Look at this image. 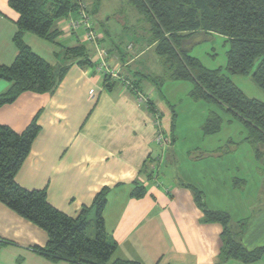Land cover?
<instances>
[{"label":"crops","instance_id":"obj_1","mask_svg":"<svg viewBox=\"0 0 264 264\" xmlns=\"http://www.w3.org/2000/svg\"><path fill=\"white\" fill-rule=\"evenodd\" d=\"M17 19L8 0H0V66L11 65L16 57ZM105 25L98 48L106 53V65L128 74L139 93L149 96L147 105L117 79L106 82L97 73L94 45L84 40L83 31L71 32L67 19L54 23V42L24 33L23 42L33 53L54 69L68 66V70L51 93L24 92L14 102L0 106V125L15 133H22L36 117L40 127L15 182L27 190H45L48 203L70 217H77L83 207L91 206L99 191L108 188L102 217L109 240L116 244L113 259L140 264H246L224 258L223 227L207 221L193 189L204 193L208 210L229 216L245 249L264 247V161H258L253 150L262 168L256 178L261 187L247 204L235 199L240 204L234 205V218L225 200L227 174L223 171L222 179L217 169L224 170L223 157L210 149L195 154L199 148H189L182 172L169 179L164 172L160 182L162 165L179 164L169 89H157L153 82L157 76L149 74L148 64L141 61L151 49L136 46L134 56L127 55L114 45ZM93 27L96 30L95 23ZM77 45L85 47L91 65L79 66L64 55ZM8 87L0 80V95ZM200 133L204 140L209 136ZM159 136L167 142L158 144ZM199 183L204 185L202 190L196 189ZM136 185L144 191L138 199L130 196ZM206 189L213 194L210 205ZM231 192L235 198L243 194L236 187ZM47 240L43 230L0 203V264H67L52 263L33 250L44 247ZM249 264H264V255Z\"/></svg>","mask_w":264,"mask_h":264},{"label":"trees","instance_id":"obj_2","mask_svg":"<svg viewBox=\"0 0 264 264\" xmlns=\"http://www.w3.org/2000/svg\"><path fill=\"white\" fill-rule=\"evenodd\" d=\"M102 1L84 0L88 4L89 16L100 12ZM126 5L129 11L137 14L144 23V31L148 32L149 38L143 47L150 48L161 59L164 75L154 77L153 82L161 83L166 79L190 82L191 100L217 105L231 114L244 126V141L253 147L255 158L264 161V102L246 97L229 77L220 70L204 68L196 58L188 55L185 48V43L196 35L223 37L228 47L227 74L250 76L264 91V0H126ZM8 6L18 14L13 37L17 54L11 65L0 66V80L9 84L5 93L0 95V106L14 102L24 92L42 94L54 91L68 66L54 69L32 52L23 42L22 35L28 32L54 42L57 37L54 23L68 19L70 13L75 17L77 13L73 0H8ZM129 44L125 46V52H129L127 46L133 50L137 46ZM84 49L77 45L66 50L64 55L74 58L79 66L91 65ZM97 73L103 75L106 82L110 81L109 75L101 71ZM126 80L132 86L125 88L124 83H120L122 87L139 93L137 83L131 82L130 78ZM173 119H176L175 113ZM220 124V117L210 113L202 126L203 134L215 135ZM39 131L37 117L19 134L0 125V203L47 234V244L33 250L52 263L140 264L113 259L116 244L109 240L102 217L108 188L99 191L91 206L83 207L77 217H70L48 203L45 190H27L15 182V175ZM193 192L207 221L218 222L223 227V256L226 260L249 264L264 255V247L252 251L245 249L231 228L229 216L208 210L202 193L195 189ZM143 194L142 187L136 185L130 196L138 199ZM91 211H94L92 237L87 235Z\"/></svg>","mask_w":264,"mask_h":264},{"label":"rangeland","instance_id":"obj_3","mask_svg":"<svg viewBox=\"0 0 264 264\" xmlns=\"http://www.w3.org/2000/svg\"><path fill=\"white\" fill-rule=\"evenodd\" d=\"M129 10L130 9L126 5V0H103L99 14L93 16V21L91 20L93 26L94 23L96 25L95 31H97L98 35L103 34L102 26L107 24L105 28L108 30V34L114 42V45L120 50H124L125 46L129 43L143 47L145 45L144 41H147L149 38L148 32L144 31V23L139 20L137 14L133 10ZM114 15L116 16L114 17ZM102 22H104V24L101 26L100 23ZM98 37L100 38V36ZM185 48L188 55L196 58L204 68L208 70H220L223 75L229 77L231 82L240 89L246 97L264 102V91L255 85L250 76H230L227 74L226 51L228 47L223 37L216 34L196 35L185 43ZM128 51L129 52H126L127 55L131 57L134 56L135 49H130ZM141 61H145L148 64L149 74L160 78L163 77L164 70L161 59L155 55L153 50L146 52V55L141 58ZM120 77L126 79L130 78V76L124 72H122V74L120 72ZM112 79L115 80V78ZM155 84V87L163 92H167L169 89L168 94L171 100L170 102L176 114L174 153L177 154L179 160L178 165L165 163L164 166H159L160 182H163L161 181V176L164 172H166L168 179L171 178L172 175L176 176L178 172H182L185 165V158L188 156L186 151L189 148H199L197 151H193L195 154L201 152L203 148L210 149L214 154L223 157L224 170H222L221 166L217 167V169L221 172L222 179H224L223 171L227 174V188L225 187V190L226 194L228 191V194L225 200L227 210H231L229 214L234 218L237 215V212H234V205L240 203L247 204L249 200H253L255 197L254 193L257 188L261 187L256 178L257 172L259 171L258 169L262 171V168L254 159L253 147L244 141L246 135L244 126L233 118L231 114L217 105L191 100L189 93L192 89V84L190 82L163 80L161 83L156 81ZM146 96L149 98L148 95ZM143 103L147 105L144 101ZM210 113L220 117V130L215 135L208 136V138L204 140L200 132H202L203 123ZM199 129L201 130L199 131ZM216 147H221V150ZM231 177L233 178V182L230 179ZM240 180L244 181L246 184ZM235 187L238 190H243V194H239L237 198L231 195V189ZM198 188H204V185H200L199 183L196 189ZM220 189L223 188L221 187ZM212 195L206 189V202L209 205ZM235 199H239L241 202L238 203ZM237 206L238 205H236L235 208H237ZM89 217L91 223L87 229V235L92 237L94 233V211Z\"/></svg>","mask_w":264,"mask_h":264},{"label":"built area","instance_id":"obj_4","mask_svg":"<svg viewBox=\"0 0 264 264\" xmlns=\"http://www.w3.org/2000/svg\"><path fill=\"white\" fill-rule=\"evenodd\" d=\"M73 2L75 3V5L77 6V13L76 16L73 17L71 15H69L68 20V28L71 32H77V31H83V37L84 40L87 41L88 43L94 45L95 49H96V54L97 57L99 59V65L97 68V71H101L107 75L110 76V78H115L118 80H121L122 83H124L125 88H130V83L129 81H127L125 78L120 77V72L116 69H110L107 67L106 63H105V57L106 53L98 48V34L95 31L94 27H93V23L91 22L90 16L88 15L87 11H86V4L84 2V0H73ZM128 50L131 49L130 46L127 47ZM102 50V51H100ZM136 95L138 96L139 100L144 101L145 103H148V98L145 97L144 95H142L141 93H136ZM157 143L159 144H165L167 142V140H164L161 136H159L156 139Z\"/></svg>","mask_w":264,"mask_h":264}]
</instances>
